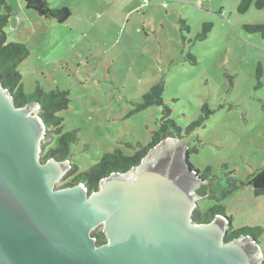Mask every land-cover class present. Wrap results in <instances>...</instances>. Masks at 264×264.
<instances>
[{
    "label": "rangeland",
    "instance_id": "374dc122",
    "mask_svg": "<svg viewBox=\"0 0 264 264\" xmlns=\"http://www.w3.org/2000/svg\"><path fill=\"white\" fill-rule=\"evenodd\" d=\"M5 1L11 8L8 42L30 51L20 66L25 92L39 86L70 93L61 116L64 132L78 133L72 162L79 171L88 172L117 148L131 156L151 143L163 108L136 111V104L164 81V102L181 129L174 138L201 178L224 183L196 210L205 217L222 206L235 230L259 233L264 264V196L241 186L264 168V77L259 89L256 79L264 40L244 30L264 24V9L252 5L240 13L241 0H46L53 9L71 10L62 24L27 9L24 0ZM205 23L213 29L201 41ZM205 104L216 113L189 131ZM53 136L43 141L48 149L53 141L56 146ZM232 183L239 189L219 202Z\"/></svg>",
    "mask_w": 264,
    "mask_h": 264
},
{
    "label": "water",
    "instance_id": "95a60500",
    "mask_svg": "<svg viewBox=\"0 0 264 264\" xmlns=\"http://www.w3.org/2000/svg\"><path fill=\"white\" fill-rule=\"evenodd\" d=\"M39 111L35 102L18 107L0 77V264L262 263L255 239L226 241L228 217L194 221L198 191L215 195L224 183L192 170L181 140L167 138L90 194L84 184L58 187L71 165L43 161Z\"/></svg>",
    "mask_w": 264,
    "mask_h": 264
},
{
    "label": "trees",
    "instance_id": "16d2710c",
    "mask_svg": "<svg viewBox=\"0 0 264 264\" xmlns=\"http://www.w3.org/2000/svg\"><path fill=\"white\" fill-rule=\"evenodd\" d=\"M24 3L27 9L36 11L41 17L53 19L62 24L66 23L72 16V12L69 8L53 9L49 6L46 0H24ZM252 5L257 10H263L264 0H241L238 10L240 13H246ZM10 17V6L7 5L5 0H0L1 82L3 86L11 93L18 107H23L34 102L39 104V115L47 129L45 138L50 139L53 135L54 140L56 137L58 138L56 140V146L53 144L54 141L50 149L47 148V145L43 146V161L46 162L48 159H55L59 162L68 161L71 165V169L62 182L63 185L60 187L68 188L77 184H84L91 194L99 189L101 181L105 178H108L114 173H127L132 168L139 166L142 160L154 147L159 145L167 138L175 137L173 135V131H175L178 135L181 133V129L172 119L171 108L164 102V81H161L143 96V99L140 103L136 104V111H144L154 106L163 108L160 128L154 133L151 143L145 147H139V149L131 156L126 155L121 148H117L113 153L105 154L97 164L90 168L88 172L79 171V167L72 162V148L79 144L78 133L77 131L64 132V118L61 116L62 112L68 110L71 103L70 93L68 91L60 90L46 92L39 86L31 94H27L25 92L22 83L23 77L20 72V66L28 59L30 56V51L25 44L8 42L6 28L9 26ZM212 29V23H205L203 25L202 32L198 36V39L201 41L206 40ZM244 30L248 34H261L262 39L264 40V24L244 25ZM191 59L193 64H197V60L194 56H191ZM263 77L264 66L263 63L259 62L256 69V79L258 80L257 89L261 88V81ZM215 113V111L210 109L208 104H205L202 107V116L190 125L189 131H194L195 129L201 127V125L204 124L210 118V116ZM190 166L192 170L198 172V174L200 173L193 167L191 163ZM210 170L211 169L208 168L207 172L209 173ZM232 185L234 186L232 190L229 189L223 191L220 197L217 198L219 202L239 189V186H236V183H232ZM241 186H250L257 197L264 196V168L252 176L248 182L241 183ZM198 193L202 197L207 196L208 187L204 185L203 188L198 191ZM225 211L226 210L224 207L215 206L209 210L205 217H203L200 210H195L193 219L196 223L208 224L216 216L228 217ZM228 218L230 222V228L226 236V241H231L232 239L239 238L241 236H250L258 242L259 233H256L254 230L248 228L235 230L232 225L233 219L231 217ZM261 233H263V230ZM94 236L98 240L99 245L106 242V237L103 230L95 232Z\"/></svg>",
    "mask_w": 264,
    "mask_h": 264
},
{
    "label": "flooded vegetation",
    "instance_id": "af4514ba",
    "mask_svg": "<svg viewBox=\"0 0 264 264\" xmlns=\"http://www.w3.org/2000/svg\"><path fill=\"white\" fill-rule=\"evenodd\" d=\"M202 188H203V187H202ZM202 188H201V189H202ZM201 189H200V190H201Z\"/></svg>",
    "mask_w": 264,
    "mask_h": 264
}]
</instances>
